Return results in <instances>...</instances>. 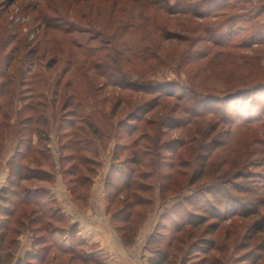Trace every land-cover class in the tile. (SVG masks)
<instances>
[{
	"label": "rangeland",
	"instance_id": "obj_1",
	"mask_svg": "<svg viewBox=\"0 0 264 264\" xmlns=\"http://www.w3.org/2000/svg\"><path fill=\"white\" fill-rule=\"evenodd\" d=\"M138 1L0 0V130L6 133L0 177L14 163L27 176L41 172L35 175L40 182L0 181V192L13 183L5 192L13 200L9 210L16 209L9 222L39 221L22 236H6L1 264H23L19 253L26 264H94L85 252L54 241L42 225L67 223L47 205L52 183L60 185L61 177L66 185L70 175L77 179L68 190L90 211L87 221L105 213L118 234L113 244L137 241L142 264L160 257L157 248L166 252L165 264H264V0H187L196 15L157 14L164 37L153 21L142 24L153 12ZM178 2L165 0L167 12ZM97 30H103L100 38ZM116 80L152 89L119 87ZM74 124L85 134L68 137ZM19 130L30 141L17 156ZM68 168L73 171L63 174ZM144 171L158 182L151 195L156 203L138 207L123 223L128 211L114 189ZM174 171L173 185L160 180ZM86 177L90 182L81 185ZM159 184L168 186L162 199ZM48 185V194L39 195L44 206L32 216L34 200L19 204L23 192ZM56 195L65 211L71 202ZM146 239L152 242L143 248Z\"/></svg>",
	"mask_w": 264,
	"mask_h": 264
},
{
	"label": "trees",
	"instance_id": "obj_2",
	"mask_svg": "<svg viewBox=\"0 0 264 264\" xmlns=\"http://www.w3.org/2000/svg\"><path fill=\"white\" fill-rule=\"evenodd\" d=\"M187 2H188L187 0H179V2L175 6L172 7V9H171L172 11L167 12L165 0H139L137 4L141 7V10H143L144 12H146V11H152L153 12V16L152 17H147L148 15L147 16L144 15L143 17H141V19H142L141 22H142V24H145V23H150V22L153 21L155 23L156 30L160 31L161 35L163 36L165 34V29L162 26L163 24L160 23L161 20L157 21L155 19L157 14H161L162 16L163 15H165V16H171V15H175V16H177V15H196L197 13L194 12L196 7L194 6V8H193V6L190 3H187ZM207 3L211 4L212 2L207 1ZM214 7H216V5ZM113 8H115L114 5H113ZM260 14H261L260 12L258 14H255V18H258L260 16ZM127 19L129 21L128 17H127ZM128 21H127V25L125 27H129L131 25V24L128 25ZM97 32H98L97 33V35H98L97 38H100V36H102L104 34L103 30L102 31H98L97 30ZM148 51H149V54H150L149 57L150 58L152 57L154 60H156V56L151 51V49H149ZM141 59L145 60L146 58L145 57H143V58L141 57ZM7 83H8V81H6L5 83L3 82V87L5 89H7V85H6ZM140 83H143V82L136 81L134 83L132 81L130 83L129 82L126 83L125 80H116V82H115V84L117 86H119V87H125V85H127L129 88H132V89L139 88V87L142 90L144 88L152 89V88H149V87H144L145 83H143V85L140 84ZM67 86L69 87L70 84L67 83L65 87H67ZM5 91H7V90H5ZM2 94L3 93H1V95H0V101H2L4 99V96ZM171 95H172V93H169V94H166L165 96L168 97V96H171ZM70 97H73V95H71ZM74 100H76V99H74ZM73 103H74V105L76 107L79 106V102L78 103L77 102H73ZM67 105L68 104H66V102H64V104L62 105V109L61 110H65ZM25 107H26L27 110L31 109L30 108L31 105H28V106L26 105ZM4 109L5 108H3L1 103H0V115H1L2 111H4ZM68 113H74V112L73 111H69ZM73 115H75V114H73ZM76 118L78 119L79 123H82V124H85V125L87 124L86 123L87 119H85V118H83V117H81L79 115L76 116ZM30 119H31L30 117L26 118V120H30ZM85 120H86V122H84ZM75 125L76 124H74L72 130H70L69 132L66 133V135L68 137H70V138L72 136H75L76 133L77 134H82V135L85 134L83 128H79V126H75ZM0 126L2 127V129H3V127H5V124H3V121L1 119H0ZM88 126H89V124H88ZM1 127H0V129H1ZM21 132L22 131L19 130L17 132V134H16V136H17V154L16 155L17 156L22 155L23 152H18V149L21 148L22 144L27 139L26 137L22 136L23 134ZM5 134L6 133L3 130L2 131L0 130V148L2 146L1 145L2 142L5 140V138H4ZM27 141L29 142L30 140L27 139ZM83 155H85L86 159H90V157H87L86 154H83ZM67 157H69V156H67ZM82 160H83V158H82ZM73 167L75 168V167H77V165H74ZM174 168H175V166L171 165V169L174 170ZM23 170L24 169H21V167H19L18 164L14 163L12 168H11V170L9 171V178L13 177L14 179H18L20 182L27 181V180L28 181L31 180V181H35V182H40V180L35 177V175L41 174L40 171L35 172V174L31 173V175L27 176L26 174L22 173ZM69 171H73V170L71 168H68V169H66L64 171L63 174L66 175V174L69 173ZM110 175H112V173ZM135 175H137V176H135ZM178 175H179V172L178 171L177 172L174 171V172H171V174H164V176H162V177L159 175V178H161L160 180H163V179L168 180V181H170V184L173 185V183L176 181L175 179H176V177H178ZM72 176L73 175L69 176L70 178L68 179L67 184H72L73 182L75 183V181H76L75 179H77V177L74 178ZM152 177H153L152 176V172H146V171L138 172V173L136 172V173H134L132 178H129V179L127 178L126 181H124L120 186H116V188L114 189L115 190V192L113 194L114 196L118 197L120 194L123 195V199L119 200L118 204L122 205V210L123 211H128V213L126 214L125 218H123V221H122L123 223H125V222L128 223V219L130 218V216H132L133 211H135L138 207H147V206L148 207H152V205H155L156 198H157L156 195H155L156 193H154V199L151 197V195L153 193L152 191L154 190V192H155V190L157 189L156 186H157L158 182H156L155 184L152 183L151 182ZM158 181H159V179H158ZM89 182H90L89 177L88 178L86 177L83 180V182L81 181V185H84L85 183H89ZM170 184H169V186H170ZM12 186H13V183H12V181H10L9 184H8V187L11 188ZM38 188H40L41 190H36L35 192H32V190H29V192L24 191L23 194H25V195L23 196V199L20 201L22 203H19L21 206L22 205L23 206H27L28 204L25 203L24 199L25 200H34L32 206L35 207V210L31 212L32 216L36 215V213L40 209V206L41 207L44 206L42 204V200L43 199H41V201H40L39 195L41 193L48 194V191L45 190L47 187L46 188H42L40 186ZM166 188H168V186L159 184V187H158L159 192L158 193H159V198L160 199H162V196H163L162 192H164V190ZM6 189L3 188V189H1V192H0V203H1V206L2 205L5 206V209H6L5 213L3 214L6 217L5 220L3 221L4 225L0 228V247L2 246L3 242H6V236L10 232L12 234H16L17 236H19L23 232L22 230L25 228V226H27V225H35L36 223H39V221L37 220L38 219L37 216H35V218H33L34 216L31 217L30 220L27 221V222L26 221L24 222L22 219H19V220L17 219V220H15L14 223H12V222L10 223L9 222L15 216V214H16L15 210L16 209L9 210L10 209V205L13 203V200L11 199L10 196H8L5 193ZM203 193L205 195V198H207V200L209 199V197L212 196L209 191H204ZM26 194H28V195H26ZM113 199H115V198H113ZM53 204H54L53 200L52 199L49 200V203H48L47 206L49 207L50 210L54 207ZM215 205H217V204L214 203L213 206H215ZM164 214H166V212H164ZM18 216H20V215H18ZM13 224H14V227L16 226L15 228H11L13 226ZM42 225L47 227V230H49L48 232H49L50 237L53 238V235L51 233V228L50 227L53 226L54 224H52V222H50V220H47L46 224H42ZM133 228L134 227L130 228V230L125 235L126 238H127V241H129V234L133 231ZM39 229H41V231L45 232V230L42 229L41 226H38L36 228V231L39 230ZM151 242H152L151 239L147 240V246L151 245ZM66 248L68 250H73L72 248H69V247H66ZM156 251L160 252L159 253L160 257L158 259L154 260V261H151V264H165L166 263V259H167L166 252L165 251L162 252V250L159 249V248H157ZM8 257H9V255H5V258H8ZM0 261H1V255H0ZM27 264H28V262H27Z\"/></svg>",
	"mask_w": 264,
	"mask_h": 264
},
{
	"label": "crops",
	"instance_id": "obj_3",
	"mask_svg": "<svg viewBox=\"0 0 264 264\" xmlns=\"http://www.w3.org/2000/svg\"><path fill=\"white\" fill-rule=\"evenodd\" d=\"M6 172L1 173L0 181L5 182L7 181V178L9 177V171L8 169H4ZM61 184L58 185L57 180H55L52 184L53 188L50 187V185L47 186L46 190L49 191L51 189V196L53 197L54 202V212H58L59 215H63L64 213V219L66 224L64 226H51V233L53 235V239L61 241V243L67 244L69 248L77 249L80 252H85V254L88 256H84L86 260L94 263V264H142L141 256L137 258L136 253V244L137 241H133L131 245L129 246H119V242H115L113 244V233L116 234L118 237V234L116 233V230L114 226L111 223V220L107 217H102L100 221H94L88 222L87 220H91L89 217L90 211L87 209L82 210L80 208V205H77V203H74L72 200V195L68 190L67 184L65 185V182L63 178L60 177ZM92 189L95 187V189L98 187V183L94 179H92ZM62 191V192H61ZM61 193L66 197H68L69 202H71L72 207L67 206L65 207L66 210L61 209V203L59 198L57 197L56 193ZM67 193V194H66ZM75 200V199H74ZM89 203V201H88ZM89 205V204H88ZM87 205V206H88ZM0 213L3 209H5V206H1L0 203ZM88 208V207H87ZM72 210V213L70 214V211ZM70 214V217H69ZM109 215V214H108ZM3 216V215H2ZM1 216V217H2ZM107 221L108 226L104 225V222ZM68 232V235H62ZM19 236H22L20 234ZM111 238V240H110ZM136 239V238H135ZM147 240V239H146ZM146 241H144V246H146ZM63 245V244H61ZM19 251V250H18ZM28 252H30V256H34L33 253L36 255L37 251L31 252L29 249ZM27 253V251L25 252ZM18 254V252H17ZM23 264H25V255L18 254ZM99 261V262H98Z\"/></svg>",
	"mask_w": 264,
	"mask_h": 264
}]
</instances>
